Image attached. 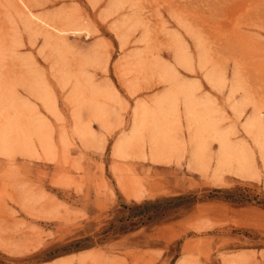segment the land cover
<instances>
[{
    "label": "rangeland",
    "instance_id": "374dc122",
    "mask_svg": "<svg viewBox=\"0 0 264 264\" xmlns=\"http://www.w3.org/2000/svg\"><path fill=\"white\" fill-rule=\"evenodd\" d=\"M184 86L219 131L200 147ZM0 121V264H264V0H0ZM185 194L175 220L50 255Z\"/></svg>",
    "mask_w": 264,
    "mask_h": 264
},
{
    "label": "trees",
    "instance_id": "16d2710c",
    "mask_svg": "<svg viewBox=\"0 0 264 264\" xmlns=\"http://www.w3.org/2000/svg\"><path fill=\"white\" fill-rule=\"evenodd\" d=\"M221 193V190H215ZM198 202L197 196L185 194L176 197L162 198L155 201H145L134 203L133 205H123L118 210L117 217L111 222L110 226L104 229L96 237H87L75 241L68 246L53 249L50 255L63 256L73 252H78L92 248L96 244H104L111 237L123 235L139 230L140 228L157 221L175 220L183 210H187Z\"/></svg>",
    "mask_w": 264,
    "mask_h": 264
},
{
    "label": "bare ground",
    "instance_id": "6f19581e",
    "mask_svg": "<svg viewBox=\"0 0 264 264\" xmlns=\"http://www.w3.org/2000/svg\"><path fill=\"white\" fill-rule=\"evenodd\" d=\"M25 8H26V6H25ZM28 12L30 13V11H28ZM26 15H28V14H26ZM28 18L30 19V16ZM36 20L38 22L46 24L44 22L45 20L44 21H42L41 19H36ZM38 25H41V24L39 23ZM60 30L61 31H58L59 33L63 32L62 29H60ZM210 78H211V80L215 79L217 81L216 77H210ZM174 89H175L174 86H172L168 90H166L162 95L158 96L157 99H156V103L161 104V103H164V102L168 101V98L170 97V95L172 94V90L174 91ZM183 96H184L183 97V106H185L186 120L189 123L190 127H192V128L195 127L196 128V131L193 132V138L197 142L198 146L200 147V146H202L204 144L203 140H204V137L206 136V134L208 132H210V131L215 130V126L214 125L212 126L213 122H211L209 120L208 114L203 111V107L199 106L200 104L201 105H203V104L202 103H198V100L193 96V94L191 95L190 89H189L188 86L187 87L184 86ZM256 120H258L257 117H255L252 120L251 123L255 122ZM259 121H260V119H259ZM1 123H2V125L0 127V147L3 148L4 146H6L8 144L11 145L10 144V138L13 137L14 135L9 138L11 130L9 129V127L6 124H3V122L0 121V124ZM257 123H259V122H257ZM248 131L250 132L251 130H248ZM215 132L217 133V135L219 134V131L215 130ZM220 138H221V142H222V145H223L221 157H222V159L226 160L230 156V155H228V152L229 151L235 152L236 148L233 147V146H232L233 148H231V146L230 147L228 146L229 143L227 142L228 141L227 134L221 132ZM237 157L238 156H234L233 158H237Z\"/></svg>",
    "mask_w": 264,
    "mask_h": 264
},
{
    "label": "crops",
    "instance_id": "0c3cea01",
    "mask_svg": "<svg viewBox=\"0 0 264 264\" xmlns=\"http://www.w3.org/2000/svg\"><path fill=\"white\" fill-rule=\"evenodd\" d=\"M221 191H222V190H221ZM214 192H215V190H214ZM215 193H216V192H215ZM221 193H222V192H221ZM217 194H219V193H217ZM179 196H181V195H179ZM174 197H176V196H174ZM197 198H198V197H197ZM154 201H155V200H154ZM199 201H200V200H199V198H198V202H197L196 204H198ZM196 204H195V205H196Z\"/></svg>",
    "mask_w": 264,
    "mask_h": 264
}]
</instances>
